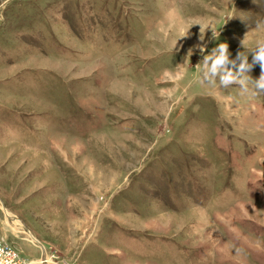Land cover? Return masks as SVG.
Returning <instances> with one entry per match:
<instances>
[{"label":"rangeland","instance_id":"obj_1","mask_svg":"<svg viewBox=\"0 0 264 264\" xmlns=\"http://www.w3.org/2000/svg\"><path fill=\"white\" fill-rule=\"evenodd\" d=\"M0 17V239L37 264L40 244L50 264H264V95L197 67L200 45L255 47L264 0H0Z\"/></svg>","mask_w":264,"mask_h":264},{"label":"clouds","instance_id":"obj_2","mask_svg":"<svg viewBox=\"0 0 264 264\" xmlns=\"http://www.w3.org/2000/svg\"><path fill=\"white\" fill-rule=\"evenodd\" d=\"M2 19L0 17V21ZM212 33L213 37H216L214 30ZM241 43L245 50L239 52L235 58L232 57L228 42H221L210 51L206 46L200 45L202 67L200 63L197 64L200 78L209 84H215L218 81L224 88L236 85L241 96L264 95V37L257 39L255 47L250 50L247 49L244 40ZM188 54L192 55L193 50L190 49ZM249 54L252 55L251 61ZM257 64L260 65L261 72L258 78H253L251 71Z\"/></svg>","mask_w":264,"mask_h":264},{"label":"built area","instance_id":"obj_3","mask_svg":"<svg viewBox=\"0 0 264 264\" xmlns=\"http://www.w3.org/2000/svg\"><path fill=\"white\" fill-rule=\"evenodd\" d=\"M0 264H32L23 259L12 245L0 239Z\"/></svg>","mask_w":264,"mask_h":264},{"label":"bare ground","instance_id":"obj_4","mask_svg":"<svg viewBox=\"0 0 264 264\" xmlns=\"http://www.w3.org/2000/svg\"><path fill=\"white\" fill-rule=\"evenodd\" d=\"M31 237H32V240H35L36 242L39 243V241L37 239H35L32 235H31ZM47 261H50V260H47V255L46 256H42V260H41V263L40 264H50V263H47ZM32 263L33 264H37L34 260H33Z\"/></svg>","mask_w":264,"mask_h":264},{"label":"water","instance_id":"obj_5","mask_svg":"<svg viewBox=\"0 0 264 264\" xmlns=\"http://www.w3.org/2000/svg\"><path fill=\"white\" fill-rule=\"evenodd\" d=\"M9 217H11V216H9ZM40 246H41L42 251H43V256H46L47 253H46V249H45L44 245L43 244H40Z\"/></svg>","mask_w":264,"mask_h":264}]
</instances>
